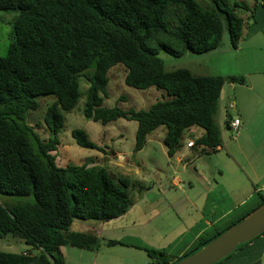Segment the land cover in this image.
<instances>
[{
	"label": "trees",
	"instance_id": "1",
	"mask_svg": "<svg viewBox=\"0 0 264 264\" xmlns=\"http://www.w3.org/2000/svg\"><path fill=\"white\" fill-rule=\"evenodd\" d=\"M263 4V0H254L251 6L231 0H0V13L15 16L12 43L7 56L0 57V242L11 238L27 247L17 253L0 251V264H68L64 253L68 247L98 251L101 240L91 232H73V223L118 219L133 206L129 190L141 194L148 189L103 167L57 164L63 113L73 112L82 96L86 97L82 116L87 120L102 125L121 119L137 122L134 153L142 151L160 127L165 128L162 143L169 159L179 154L193 128L203 132L194 147L216 152L223 141L217 121L223 88L246 79L198 74L187 67L168 71L160 53L174 58L207 55L220 49L225 28L232 47L238 49L246 29L264 34ZM119 63L125 67L127 86L165 90L168 98L148 110L105 107L109 72ZM81 83L87 86L83 93ZM40 99L53 100L43 117L46 139L27 122L28 114L40 108ZM89 138L84 130L72 132L80 148L111 154L109 144L98 145ZM254 201L201 236L176 261L164 251L143 249L155 264H175L256 211L264 204V194H257ZM262 236L217 264H251L247 262L251 257L245 260L240 253ZM119 244L124 243L108 242Z\"/></svg>",
	"mask_w": 264,
	"mask_h": 264
},
{
	"label": "crops",
	"instance_id": "2",
	"mask_svg": "<svg viewBox=\"0 0 264 264\" xmlns=\"http://www.w3.org/2000/svg\"><path fill=\"white\" fill-rule=\"evenodd\" d=\"M251 48L258 49L253 53L257 62H243L240 69H219L220 66L206 71L194 69L198 74L246 79L244 84L231 83L223 88L217 118L222 132L221 147L216 152L203 146L188 148V142L196 141L203 134L193 128L174 159L166 154L169 160L183 166L187 176H173L170 191L162 184L158 194L152 192L151 186H146L148 189L138 194L137 201L144 205L134 204L118 219L99 222L97 228L90 224L87 230H72L91 232L101 240V247L96 252L66 248L68 264H155L144 247L164 251L176 261L185 256L201 236L220 228L245 205L254 203L257 194H264V48ZM230 49L226 52H231ZM232 101L235 110L228 109ZM236 118L240 126L234 138L227 121ZM146 145L138 153L142 154ZM129 163L128 170L138 165L143 171V164L132 160ZM139 180L141 183L143 178ZM151 194L157 196L152 202L149 200ZM179 199L187 206H179ZM112 240L124 244L108 245ZM260 253L262 255L257 257ZM240 255L245 260L251 257L248 263L264 264V236Z\"/></svg>",
	"mask_w": 264,
	"mask_h": 264
},
{
	"label": "rangeland",
	"instance_id": "3",
	"mask_svg": "<svg viewBox=\"0 0 264 264\" xmlns=\"http://www.w3.org/2000/svg\"><path fill=\"white\" fill-rule=\"evenodd\" d=\"M200 1L205 2V0ZM209 1L210 0H207V2ZM231 1L245 2L249 6L254 3V0ZM2 17L4 20L1 19ZM14 18V15L0 13V57L7 56L8 48L10 43H12ZM232 46L229 33L225 28L222 45L220 49H217L214 52L212 51L211 53L202 56L187 53L181 58H174L167 55L165 52H161L160 57L166 62L168 71L184 67L193 70L199 69L206 71L210 68H218V66H220L219 69L237 70L240 69L239 67L243 62H248L249 64L257 62L253 53L258 49L251 47L264 48V34L259 30L246 29L244 31V39L240 43L239 48L235 49ZM230 47L232 48L230 49L231 52H226ZM124 70L125 67L120 63L110 70L109 75L111 80L109 83V92L104 102L105 107L113 108L116 105H119V107L123 110H129L131 108L135 110H148L158 100L168 98L165 90H159L156 88L142 90L127 86L125 83ZM86 88L87 86L84 83H81L80 92L83 93ZM121 97L125 98V102H118V99ZM85 100L86 97L82 96L78 106L73 112L63 113L66 120L65 126L57 137L60 142L57 154L58 159L56 160L59 166H66L67 164H89L90 166L97 168L103 167L117 175L120 173L124 175L130 174V178L133 182H139V179L143 178V181H141L140 184L144 185L142 182H146V185L144 186H151L152 192L156 194H158V188L162 184L166 185L164 188L170 191V188H172L170 180L173 176H187L186 173L183 172L182 165L178 166L175 161H171L166 157L165 149L162 144V140L165 138L164 127H160L152 132L150 139H148L146 149L142 154L134 153L133 150L138 128L137 122L121 119L111 122L108 125H102L100 123H95V121L87 120L82 116ZM40 102V108L28 114L27 122L29 126H32L35 130H37L40 137L46 139L49 137V132L45 127L43 117L47 112L49 104L51 105L53 100L40 99ZM79 129L86 131L90 137L89 139L96 144H109L112 148L111 154L105 155L101 152L82 149L77 146L75 141L72 139V132ZM182 152H185L184 149ZM190 153L192 154L194 151ZM124 159H126V161H124ZM130 160L143 164L142 167L144 172L141 171L142 169H140L138 165H132L128 170ZM217 180H221L220 175H217ZM129 191L131 198L134 201L133 205L139 204L137 202L140 199L138 195L140 194L139 190L130 189ZM156 198L157 196L154 194L149 196V200L151 202ZM0 203L3 204V199L1 198ZM180 204H183L185 207L187 206V203L185 201L182 202L181 199L178 200V205L182 206ZM99 222L101 221H75L71 230H87V227H91L90 224L97 228ZM18 242L19 241L11 238L4 242H0V251L17 253L21 250L27 249L25 245Z\"/></svg>",
	"mask_w": 264,
	"mask_h": 264
},
{
	"label": "water",
	"instance_id": "4",
	"mask_svg": "<svg viewBox=\"0 0 264 264\" xmlns=\"http://www.w3.org/2000/svg\"><path fill=\"white\" fill-rule=\"evenodd\" d=\"M264 1V0H263ZM264 5V4H263ZM264 234V204L252 211L237 225L230 227L195 254L175 264H217L232 256L239 246L249 243Z\"/></svg>",
	"mask_w": 264,
	"mask_h": 264
},
{
	"label": "built area",
	"instance_id": "5",
	"mask_svg": "<svg viewBox=\"0 0 264 264\" xmlns=\"http://www.w3.org/2000/svg\"><path fill=\"white\" fill-rule=\"evenodd\" d=\"M230 109H235L234 102H232L230 104ZM239 126H240V120H239V118L233 119L230 122V127L233 129V132H234V138H237V136H238V128H239ZM187 146L189 148H192L193 147V142H189Z\"/></svg>",
	"mask_w": 264,
	"mask_h": 264
},
{
	"label": "clouds",
	"instance_id": "6",
	"mask_svg": "<svg viewBox=\"0 0 264 264\" xmlns=\"http://www.w3.org/2000/svg\"><path fill=\"white\" fill-rule=\"evenodd\" d=\"M263 2H264V1H263ZM232 102H234V101H232ZM232 102H231V103H232ZM231 103H230V104H231ZM234 105H235V103H234ZM229 109H230V105H229ZM235 109H236V105H235ZM235 109H234V110H235ZM236 119H237V118H236ZM232 120H233V119H232ZM190 142H193V147H194V141L192 140V141H190ZM188 143H189V142H188ZM188 143H187V145H188ZM187 147H188V146H187ZM188 148H189V147H188Z\"/></svg>",
	"mask_w": 264,
	"mask_h": 264
}]
</instances>
